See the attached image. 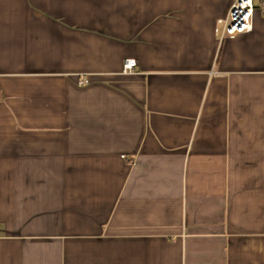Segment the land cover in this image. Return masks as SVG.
<instances>
[{"label":"crops","instance_id":"obj_1","mask_svg":"<svg viewBox=\"0 0 264 264\" xmlns=\"http://www.w3.org/2000/svg\"><path fill=\"white\" fill-rule=\"evenodd\" d=\"M232 1L0 0V264H264V16L221 42Z\"/></svg>","mask_w":264,"mask_h":264},{"label":"built area","instance_id":"obj_2","mask_svg":"<svg viewBox=\"0 0 264 264\" xmlns=\"http://www.w3.org/2000/svg\"><path fill=\"white\" fill-rule=\"evenodd\" d=\"M256 12L264 16V0H233L227 16L219 20L222 29L219 34L221 42L234 38L253 29V19ZM134 58H126L123 71L128 72L136 67ZM87 78L80 79L79 83L88 82Z\"/></svg>","mask_w":264,"mask_h":264}]
</instances>
